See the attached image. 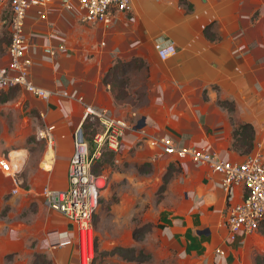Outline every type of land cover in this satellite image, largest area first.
Here are the masks:
<instances>
[{
	"label": "crops",
	"instance_id": "0c3cea01",
	"mask_svg": "<svg viewBox=\"0 0 264 264\" xmlns=\"http://www.w3.org/2000/svg\"><path fill=\"white\" fill-rule=\"evenodd\" d=\"M130 2V11L115 13L109 25L83 22L77 11L65 9L58 0L28 11L24 28L30 77L55 93L43 100L18 89L0 103V133L10 132L4 119H16L22 104L35 118L41 116L43 129L53 126V156L46 155L51 163L43 176L50 187L63 189L87 109L125 119L129 127L115 154L118 161L146 164L161 174L171 162L179 167L159 204L161 220L155 228L167 257L172 249L177 262L198 258L201 264H254L251 255L262 252L250 247L252 234L237 239L246 260L237 258L235 247L225 241L226 208L241 198V189L227 192L209 166L189 157L176 159L157 142L163 137L180 148H206L223 160L264 156V0ZM10 14L0 1V38L4 31L9 35ZM157 43L173 45L175 54L160 59ZM7 47L8 42L0 41V63L7 62ZM116 60L140 63L129 69L142 77L140 105L119 101L103 81ZM128 116L137 118L130 123ZM242 124L252 128L246 141L234 136L235 127ZM14 128L19 130L18 120ZM72 225L58 232L66 231L73 243L51 245L53 236H43L35 250L52 264H79L71 247L77 242Z\"/></svg>",
	"mask_w": 264,
	"mask_h": 264
},
{
	"label": "rangeland",
	"instance_id": "374dc122",
	"mask_svg": "<svg viewBox=\"0 0 264 264\" xmlns=\"http://www.w3.org/2000/svg\"><path fill=\"white\" fill-rule=\"evenodd\" d=\"M132 66L139 67L140 63ZM136 72L135 69L128 70V77L125 74L118 75L114 83L118 100L127 99L134 106L140 105L138 91L142 88V77L140 79V76H135ZM133 77L138 78L131 80ZM31 112L26 111L22 104L21 111L15 114L16 119L13 116L8 120L4 119L10 132L0 133V155L7 157L10 154L14 164L11 166L13 172L4 173L0 168V264H32L38 239L48 237L58 229H68L72 225L64 216L46 207L39 196L41 189L48 184L44 180L43 171L50 167L46 162L49 150L40 135L46 125L43 124L41 116L35 118ZM126 118L133 123L137 117ZM17 120L19 130L14 128ZM94 127L98 131L102 129L100 123L94 124ZM13 150L21 153L12 155ZM108 153L104 152L92 161V166L100 169L97 173L107 181L93 218L92 264H201L198 258L177 262L176 253L172 249L167 257L160 245V236L155 234V228L160 226L161 220V215L158 214L159 204L165 199L168 186L164 183L166 171L161 174L146 164L129 165L125 161H118L116 153L111 162ZM10 173L16 178V183L18 182L17 193L12 191L16 184ZM25 187H33L35 190L32 189L30 194H26ZM72 228L74 230L73 225ZM248 239H252L250 247H256L262 252L256 253L253 250L250 258L252 263L264 264V220ZM205 240L209 242L208 239ZM225 241L227 242L226 236ZM227 243L235 247L234 254L237 258L246 260L247 252L244 253L238 248L239 240ZM246 245L247 243L244 246ZM71 247L80 260L78 241L75 240ZM115 247H133V254L138 256V260L131 259V253L127 251L122 255L112 253ZM210 249L211 245L207 250ZM47 261L42 264H52L48 256Z\"/></svg>",
	"mask_w": 264,
	"mask_h": 264
},
{
	"label": "built area",
	"instance_id": "2783aa9c",
	"mask_svg": "<svg viewBox=\"0 0 264 264\" xmlns=\"http://www.w3.org/2000/svg\"><path fill=\"white\" fill-rule=\"evenodd\" d=\"M10 9L7 21L9 43L7 47V62L0 63V87L18 88L32 96L46 100L55 92L39 86L30 77L29 68L32 60L25 54L26 35L25 19L31 8H44L55 0H0ZM67 10H75L86 23H102L109 25L117 12H128L131 9L130 0H58ZM166 1V0H158ZM155 50L160 59L165 60L175 54L171 44H155ZM86 117L98 120L102 129L93 136V149L85 140L83 134L75 141L74 154L68 165L67 187L63 189L45 185L40 191L44 204L65 216L76 228L77 241L80 250L79 264H92L94 253L93 218L97 211L101 192L106 188L107 181L102 175L91 172L94 157H99L103 150L117 153L121 146L123 130L129 127L126 120L113 117L105 110L89 107ZM53 126L41 130L40 135L45 140L47 148L53 145ZM164 153L176 159L189 157L198 165H207L220 176L222 187L229 192L239 188L241 198L229 203L226 208L225 226L227 242H234L239 237L255 233L264 220V156L255 154L241 161L220 159L216 153L206 148H180L167 138H160ZM12 159L0 156V168L4 173L13 172ZM16 167V166H15ZM16 169V168H15ZM13 192H18V182ZM51 245L65 246L72 243V238L66 231H54ZM56 236V238L54 237ZM217 254L223 250L216 249Z\"/></svg>",
	"mask_w": 264,
	"mask_h": 264
},
{
	"label": "trees",
	"instance_id": "16d2710c",
	"mask_svg": "<svg viewBox=\"0 0 264 264\" xmlns=\"http://www.w3.org/2000/svg\"><path fill=\"white\" fill-rule=\"evenodd\" d=\"M0 41L9 43V35L6 31L3 32V37L1 36ZM132 64H134V61L125 62V61L116 60L104 74L103 81L106 83H109L111 85V88L115 92L114 83L116 82L115 80L119 77L118 75L125 74L127 76V71L130 69L129 66H132ZM17 90L18 88H9L7 91H0V103H3L13 98ZM115 97L118 99L116 93H115ZM94 124H99V122L96 120L95 121L90 120L89 117H86L82 124L83 136L85 140L89 142L91 150L93 149V143H92L93 136L98 131L97 127H94ZM251 131H252V128L249 124H242V125H239L238 127H235L234 136L236 138L240 136L239 139L241 140L243 139L246 141L250 139ZM104 152H109L108 154L110 155V161L112 162L114 160V152L103 150L100 156H102ZM98 170L100 169L96 168L95 166H92V163H91V172L95 175H100V173H97ZM175 171H179V167L176 164V162H171L166 170L167 175H165V179H164L165 184L166 183L168 184V182L171 181V179L173 178L172 174ZM124 251L131 253V257H130L131 259L138 260V256L133 254V251H134L133 247L132 248L115 247L113 248L111 252L122 255ZM33 256L34 258H33L32 264H42L43 262L44 263L48 262L46 255L42 252H35Z\"/></svg>",
	"mask_w": 264,
	"mask_h": 264
},
{
	"label": "bare ground",
	"instance_id": "6f19581e",
	"mask_svg": "<svg viewBox=\"0 0 264 264\" xmlns=\"http://www.w3.org/2000/svg\"><path fill=\"white\" fill-rule=\"evenodd\" d=\"M48 152H49V154H52V156H53V148L52 147H49L48 148ZM52 159V158H51ZM50 163H51V161H47V165H49L50 166Z\"/></svg>",
	"mask_w": 264,
	"mask_h": 264
},
{
	"label": "water",
	"instance_id": "95a60500",
	"mask_svg": "<svg viewBox=\"0 0 264 264\" xmlns=\"http://www.w3.org/2000/svg\"><path fill=\"white\" fill-rule=\"evenodd\" d=\"M140 125H141V123L139 122V123H138V127H139ZM80 134H82L81 130H80Z\"/></svg>",
	"mask_w": 264,
	"mask_h": 264
}]
</instances>
